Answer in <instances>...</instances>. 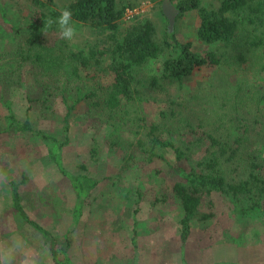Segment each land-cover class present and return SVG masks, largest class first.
Masks as SVG:
<instances>
[{
	"label": "trees",
	"instance_id": "trees-1",
	"mask_svg": "<svg viewBox=\"0 0 264 264\" xmlns=\"http://www.w3.org/2000/svg\"><path fill=\"white\" fill-rule=\"evenodd\" d=\"M170 2L177 10L176 19L197 11V38L210 50L194 51L189 42H180L169 29L162 44L157 43L154 23L142 15L123 25L124 12L135 7L132 0H69L60 9L54 0H32L37 10L20 28L8 22L0 0V25L9 28L6 33L0 26V84L17 85L30 74L41 92V108L48 111L60 101L63 141L33 128L31 106L21 119L10 102L3 106L8 113V130L31 133L47 142L48 158L73 191L71 217L75 225L98 186L95 178L85 174V164L80 163L73 173L63 166L62 149L68 143L70 119L78 105L85 104L91 117L104 121V127L111 129L109 137L130 135V148L138 153L163 159L161 152L172 151L174 163L169 167L181 180L171 185L170 193L181 209L177 226L184 245L192 221L203 223L215 216L211 201L203 207L204 197L212 193L232 199L242 217L256 216L264 223V94H251L243 88L256 87L255 82L251 85L237 80L232 85L228 81L221 94L217 91L207 101L169 102L171 108L160 112L156 122L141 113L139 103L164 91V81L181 87L198 68L235 70L248 56L264 53V0H220L217 8L203 7L200 0ZM65 8L77 22V35L71 42L60 38L56 24L48 27ZM161 55H166L161 76L142 78V69ZM259 70L264 74V63ZM172 135L179 138L178 145L170 140ZM98 152L97 143H93L90 156L96 160ZM183 162L191 165L188 171L180 166ZM25 181L9 182L13 210L45 235L54 264H73L68 255L71 231L59 241L23 210L20 186ZM132 244L136 247L134 237Z\"/></svg>",
	"mask_w": 264,
	"mask_h": 264
},
{
	"label": "rangeland",
	"instance_id": "rangeland-1",
	"mask_svg": "<svg viewBox=\"0 0 264 264\" xmlns=\"http://www.w3.org/2000/svg\"><path fill=\"white\" fill-rule=\"evenodd\" d=\"M1 1L7 20L14 28H20L37 10L32 0ZM54 1L60 9L69 0ZM163 1L132 0L138 15L154 23L159 44L168 29V21L162 13ZM200 1L207 8L220 5V0ZM176 17L172 31L180 42H189L196 52L211 49L197 38V11ZM128 22L122 19L123 25ZM0 26L3 32L9 33L5 24ZM165 56L149 62L142 69L141 77L161 76ZM246 61L241 68L233 70L231 67L229 71L216 67L198 68L181 87L176 82L164 81V91L156 93L155 98H144L139 103L140 111L147 119L159 121L160 112L171 108L169 102L207 101L215 92L221 94L228 81L232 85L237 80L248 84L255 82L256 87L244 85L243 88L251 94H264V74L259 70L264 63V53L248 56ZM23 80L17 85L0 84V264H54L45 235L23 221L12 208L9 182H20L22 178L26 180L20 186L23 210L30 220L59 241L71 231L68 255L73 264H188L186 256L193 257L198 251L201 254L197 261L200 259L203 264L206 261L207 264H230L233 258L240 262L232 264H264L263 221L256 216L242 217L235 211L234 201L218 193L204 197L203 207L211 201L215 216L203 223L192 221L186 253L187 246L181 244L177 226L181 209L170 193L171 185L181 180L169 167L174 163L173 152L164 150L161 152L164 158L158 159L132 150L130 135L121 133L109 137L111 129L104 127V121L91 117L85 104L78 105L70 119L62 161L71 173L79 170L80 163L85 164V174L95 178L98 186L84 204L79 223L73 224L74 194L68 181L48 158L47 142L31 133L16 134L7 129L8 113L3 103L8 101L18 119L23 118L31 106L33 128L64 140V113L60 101L56 100L50 110H44L38 101L41 92L33 76L26 74ZM169 138L178 145L176 135ZM93 143L99 148L96 160L89 154ZM180 166L188 171L191 165L183 162ZM133 237L136 247L131 243ZM203 247H210V254L204 253ZM221 250L223 252L219 253ZM225 255L226 258H221ZM220 259L226 260L220 263L223 262L218 261Z\"/></svg>",
	"mask_w": 264,
	"mask_h": 264
},
{
	"label": "clouds",
	"instance_id": "clouds-1",
	"mask_svg": "<svg viewBox=\"0 0 264 264\" xmlns=\"http://www.w3.org/2000/svg\"><path fill=\"white\" fill-rule=\"evenodd\" d=\"M53 23L57 25L61 39L71 42L76 37L77 22L73 20V13L70 9L61 10L59 17L55 21L50 20L48 22V27H51Z\"/></svg>",
	"mask_w": 264,
	"mask_h": 264
},
{
	"label": "crops",
	"instance_id": "crops-1",
	"mask_svg": "<svg viewBox=\"0 0 264 264\" xmlns=\"http://www.w3.org/2000/svg\"><path fill=\"white\" fill-rule=\"evenodd\" d=\"M191 233H192V222H191V229H190V236H191ZM190 236H189V238H188V240H187V243H185L186 244V246L188 245V241L190 240ZM131 243H132V240H131ZM136 244V243H135ZM133 245V244H132ZM220 245H222V244H219V246L218 247H221ZM232 249V248H231ZM188 250H189V247L187 246L186 247V253H188ZM199 250H201V249H199ZM218 250V249H217ZM202 251L204 252V253H208V254H210L209 253V251H211V249H210V247H208V248H202ZM215 251V250H214ZM221 252H223L222 250L219 252V253H221ZM228 253L229 254H231V252H230V250L228 251ZM201 253L198 251V252H196V255H193V257H189L188 255L186 256V260H187V262H188V264H196V262L195 261H197V258H198V256L200 255ZM231 256V255H230ZM221 258H226V255H225V257H222L221 256ZM224 260H226V259H220V260H218V261H223V262H220V263H224ZM209 261V260H208ZM233 261H239V259H236V258H233V259H231L230 260V264H232V262ZM198 263L197 264H203V262L199 259L198 261H197ZM207 262V261H206ZM204 263V264H207V263ZM240 262V261H239ZM210 264H213L212 262L210 263ZM216 264V263H215Z\"/></svg>",
	"mask_w": 264,
	"mask_h": 264
},
{
	"label": "water",
	"instance_id": "water-1",
	"mask_svg": "<svg viewBox=\"0 0 264 264\" xmlns=\"http://www.w3.org/2000/svg\"><path fill=\"white\" fill-rule=\"evenodd\" d=\"M162 13L168 21L169 31L173 30V25L175 21V16L177 15V10L171 4L170 0H164L162 4Z\"/></svg>",
	"mask_w": 264,
	"mask_h": 264
},
{
	"label": "built area",
	"instance_id": "built-area-1",
	"mask_svg": "<svg viewBox=\"0 0 264 264\" xmlns=\"http://www.w3.org/2000/svg\"><path fill=\"white\" fill-rule=\"evenodd\" d=\"M175 1H180V0H175ZM135 15H138L137 10H135V9H132V10L127 9L124 12V15H123L122 19L125 20V21H128V20H131V18H133Z\"/></svg>",
	"mask_w": 264,
	"mask_h": 264
}]
</instances>
